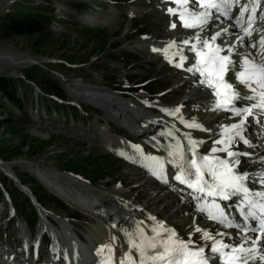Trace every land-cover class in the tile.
<instances>
[{"label":"rangeland","instance_id":"374dc122","mask_svg":"<svg viewBox=\"0 0 264 264\" xmlns=\"http://www.w3.org/2000/svg\"><path fill=\"white\" fill-rule=\"evenodd\" d=\"M147 1L0 0V54H6V56L14 59L31 61L20 66H13L0 61V78H8L9 81L14 83L15 97L19 98L21 102L20 106L9 103L0 93V108H3V112H0V158L6 159V162L0 159V166L7 170L10 165L11 170L23 180L28 188L30 187L33 190L38 199L47 207L45 208L46 211L59 214L60 219L58 222H61V217H64L65 213L66 216L70 212V215L78 216V227L83 231V235L78 231L77 233L83 239L82 243L88 248L92 241L98 240L97 235H108L105 225L98 219L84 214V212H87L86 209L79 206L64 208L65 210L59 209L55 204V202L57 203L56 200L66 204L61 199V195L53 190L52 192L47 190L50 188L44 185V177L39 174V177L43 178V182L39 180L47 189L43 187L39 180L35 178L34 172L40 173L39 167L47 169L49 167L66 175L67 173L62 172V169H71V171L74 170V172H78L85 177L106 173L109 176L106 178H122L121 180L130 181V174L135 169L131 168L122 156L110 153L97 140L88 138L95 133V130L98 133L101 130L100 137L109 140L106 128L111 129V126L116 128L122 122V119L116 117L117 120L113 116L109 117L111 124L110 126L107 125L102 117L105 110L99 108L103 105L98 107L87 97L81 100L76 99L75 96L78 94L72 95V91L76 92L72 85L79 82L81 86L98 87V90L100 86L107 88L110 92L111 90L107 85L111 87L113 84H117L118 87L126 84L132 86L145 77L154 80L153 85H156V90L164 89L162 92H165L178 84L180 77L176 76L173 79V75L176 73L175 69L172 72V67L160 68L161 61L157 60L162 59L155 58L152 61L150 56L154 57V55L143 52L140 49L143 44L136 40L151 35L154 38L155 33H163L161 32V25H163L164 20H155V15L159 13H156V9L152 7H146ZM88 5H95L98 8V19L105 21V25L98 26L95 24L90 28L83 26L78 19L80 14L86 13L84 9ZM108 10L112 11V17L111 14L108 15ZM12 11L31 15L38 13L39 15L50 16V19L54 18V21L48 20L49 31L53 38L48 39L45 35H35L34 33L31 35L7 34L1 27V23L4 21V15ZM129 12L134 13L130 19L126 16ZM141 33L145 35L142 36ZM149 37L143 38L141 43H144V40H148ZM32 43H36L37 46L32 45ZM121 55L124 58L120 57ZM128 60L129 63L126 62ZM163 65L166 64L163 62ZM44 80L47 82H44ZM110 81L112 82L109 83ZM33 83H36L43 92L47 93L43 94L37 88H34L37 86ZM47 83L50 84L51 88L54 84L59 87L61 93L58 95L62 97L63 102L73 104L74 107L80 104L83 110L82 113H79V109H76V107L65 106L64 103L57 102L56 98L49 94L50 92L53 93L54 90L46 88L45 84ZM190 91H192V88L188 87L185 91L180 90L178 92H183V97L184 94ZM172 95L174 93L167 92L165 101L168 97L171 102L181 97V94H178L176 98ZM117 96L119 97V95ZM124 100L127 101L128 99L124 98ZM140 100L139 98L138 104L142 103ZM128 102L131 105L132 102L130 100ZM132 108L136 107L132 106ZM119 119H121L120 123ZM121 131V135L118 136L130 138L124 130ZM86 135L88 136L86 137ZM112 138L113 144L118 142L120 149H123L121 142L116 140L115 137ZM108 149L113 151V146ZM34 164H38L39 167L34 169ZM75 178L77 179V177ZM0 180L2 186L12 196L19 211V217L13 218L12 223L10 221L9 224L3 223V220H1L4 219L3 215L0 217V241L3 244L7 242L9 236L17 238L19 231L26 234V227L30 220L27 217V211L30 207L24 195L19 193L20 191H17L16 188L13 189V183L5 179L1 172ZM105 180L101 178L96 181V186L103 191L105 189L101 185ZM113 183L107 187V190L110 191L112 188H116V186L112 187ZM88 186L91 188L90 185ZM126 187H123V189H126ZM139 195L142 203H148L146 210L152 208L157 210L158 206H163L167 201V199L154 201L151 194L149 197H145V194ZM2 203L4 201L0 194V216ZM164 209V213L159 214L166 217L171 215L174 207L169 206ZM23 213L25 216L22 215ZM176 219V217L169 218L171 222ZM68 220L72 223L70 219ZM47 223L52 226L55 224L49 220H47ZM62 223H67V221L63 220ZM13 226L15 230L12 231ZM18 226H22V229H18ZM105 240H110L109 236H106ZM41 250L44 254V247H41Z\"/></svg>","mask_w":264,"mask_h":264},{"label":"snow or ice","instance_id":"6c2138e0","mask_svg":"<svg viewBox=\"0 0 264 264\" xmlns=\"http://www.w3.org/2000/svg\"><path fill=\"white\" fill-rule=\"evenodd\" d=\"M170 2L179 5V17L184 28H199L201 32L215 13L228 17L232 8L241 4V0H170ZM258 6L259 0H244L240 6L234 19V23L243 32L242 36L237 37L239 41L243 42L245 37L251 35ZM168 12L176 15L177 9L170 7ZM246 13L247 26H244ZM260 18L264 19V12ZM176 26L175 23L171 25L173 28ZM227 32L228 29H222L210 38H202L200 33L192 37L196 43L192 44L190 50L195 52L196 61L187 68V71L199 73L202 77L199 80L200 84L211 89L214 110L230 112L232 116L240 117L239 121L222 126L220 139L213 142L210 155H201L197 149L203 141L192 139L189 134L186 137L187 147L181 145L179 141L164 146L169 159L165 162L160 157H145L155 161L156 165L145 166L149 167V171L158 179L167 183L168 177L164 166L165 163L170 164L176 170L174 179L192 189V199L197 201V211L206 213V218L216 221L224 228L236 229L237 235L241 237L240 244L226 243L223 239L216 238L230 235L227 232H220L214 236L209 231L196 227L194 231L201 234V239L212 241L209 246L212 255H208L204 246L197 245L190 238L188 240L181 238L175 230L160 222H157L149 233H145L140 224H135L134 230L124 233L127 237L128 251L117 258L111 244L101 245L97 249V255L102 258L100 264H250L252 261L264 264V187L257 190L248 183L252 178H257L256 182L264 186V167L253 173L241 171L240 157L249 154L232 150L234 144H250L244 136V127L249 117L258 112L261 119H264V37L257 42L260 59L255 58L257 54H249L242 55L237 62L232 59L234 45L228 46L227 54L222 55L225 48L216 43L217 38ZM175 43L170 42L168 48L175 47ZM183 43L188 44L189 40H184ZM257 44L251 47H257ZM165 54L167 55V49ZM175 54L180 56V62L176 66L183 67L187 57L182 51ZM230 75H234L237 83L247 92L242 93L235 84L229 82ZM241 101L247 103L243 107L237 106ZM164 111L169 115H176L180 108ZM180 121L188 128L205 130L195 120L189 122L180 117ZM161 135L171 137L173 132L169 130ZM135 147L143 154L139 146ZM217 152L226 153V157L215 155ZM260 159L264 164V157ZM218 199L220 201L235 199L234 206L239 213V220L235 217L230 218L226 209L217 202ZM248 233L258 235L249 236ZM65 255L67 256V253Z\"/></svg>","mask_w":264,"mask_h":264},{"label":"bare ground","instance_id":"6f19581e","mask_svg":"<svg viewBox=\"0 0 264 264\" xmlns=\"http://www.w3.org/2000/svg\"><path fill=\"white\" fill-rule=\"evenodd\" d=\"M138 1L141 2V0H138ZM148 1L149 2H147L146 7H152L153 9H156L159 0L158 1L157 0H148ZM170 7L175 8L174 5H168V6H166V8L164 9L163 12H161L162 10L161 11H159L158 9L155 10L156 13L157 12L159 13V14L155 13L156 14L155 20L156 21L162 20V19L164 20L163 25H161V32L167 34V38L160 40L159 39L160 33H157V34L155 33L154 38H152L153 35H151L148 40H144V43H146V44H143L142 46L140 45L141 46L140 49L143 52H148L150 55H154V57L152 56L154 59L160 58V59H162V62H164L165 64H169V65H172L173 67H175L174 68L175 72H177L178 74L174 73L173 79L176 76H181V78L186 77L188 75L191 76L190 74H188L189 72L186 74L184 72H181L180 69L178 67H176V64L171 61V58H166L164 56V52L161 53V52H159L160 50L159 51H153V49H162L165 45V41H168V42H170V41L178 42L179 41V38L177 36H175V37L169 36V34H171V33L168 31V22H169L168 18L172 19L173 23H175V20L173 17L174 15L169 14V12L167 10ZM219 26L222 27L223 24H221ZM263 26H264V24L261 23L259 25L258 29H262ZM174 59H176V57H174ZM0 61H4L7 64H12L13 66H20L24 63L31 62L30 60L14 59L13 57L10 58V57L6 56V54H0ZM179 73H181V74H179ZM72 86L76 89L75 93L72 91V95L75 96V94H78L77 95L78 97L75 96L76 99L81 100L82 98L87 97L90 101L94 102V104L96 106L103 105V107H100V108L105 110V113H103L102 117L106 121L107 124H108L107 121L109 118L107 106L112 107L117 112L119 118L122 116L121 119L125 118V120L131 121L134 124V126H133V129L131 128V130H128V133L131 135V137L134 140L138 141L143 135H146L147 133L153 131L154 126H152L150 123L162 125L164 129L171 128L172 127L171 125L174 124V127L172 128L173 136H175L177 133H179V134L181 133L182 129H178V127L179 128H186L185 124L181 123L179 117H177L176 115H169L167 112H165L163 110H159V109L156 110V108H154L153 105L151 106V104H148L143 99L140 100L142 102L141 104H136V103L132 102L131 105L128 102L129 100H127V101L123 100L122 101L123 108L122 107L120 108V107L116 106V103L114 101V96L117 98H118V96L108 92L107 88L105 89V88L99 86V90H98L97 89L98 87L94 88V87L85 86V85L81 86V84L79 82L74 83ZM188 87H191L192 91L184 94L182 99L179 101V105H182L185 108H191L192 110H197L198 111V118H203L205 116V113L203 111L209 112V113H207L208 117L206 119L202 120V122H204V123H209V124L212 123L213 124L218 120L224 121V116H225L224 113L210 112V110H209V103L210 102L208 100L209 99L208 95L205 93V91L201 90L199 87H196L191 82L190 77L185 78L183 83L181 85H179L175 90H177V91L184 90L185 91L186 88H188ZM245 103H247V102L241 101L242 105H244ZM132 106H135L136 108H132ZM139 109H149V110L155 111L154 114L153 115L151 114L152 116L148 118L150 120V123H149L148 119L145 120L148 123V125H146L145 127H139L138 126V122L142 121L141 113H139V112L134 113L132 115V117L126 116V114L128 113L127 110L136 112ZM170 109L173 110L172 108H170ZM142 112H145V111H142ZM145 113H146V115L148 114L147 112H145ZM121 119H119V123H120ZM121 123L123 124V121ZM191 131L195 132V133L199 134L201 137L205 138L206 144L208 143V141L210 139H212L213 137L216 136V134H214V132H215L214 129H211V133L197 132L195 130H191ZM100 132H101V130H100ZM99 135L100 134H98V132L95 130V133L91 134L88 138L92 139V140H97L98 143H100L103 147H106V149L113 146L112 152L115 154H118V155H122L121 152L118 150L117 145H114L112 143L108 144L105 142H100L101 139H100ZM263 142H264V140H263ZM249 151L253 152V157L250 158V160H248V161H244L245 159H242L240 168L243 170L249 171L250 173L258 172L262 167H264V164H262L261 159H260V157H264V149H256V150L255 149L254 150L249 149ZM199 152L201 155H210L211 154L204 145L201 147ZM216 154H221V152H217ZM126 158H127L128 162H131L132 156L126 155ZM37 167H39V165L34 164V169H36ZM39 171H40V173L38 172L37 176L42 182H43V180L45 181L44 185L46 187L50 188L51 190L55 191L57 194L61 195V197L64 198L65 200H69L70 194H73L75 196H82L88 200H93L94 202L90 203V208L92 211H94V213H96V216H102L104 218L108 217V219L112 218L114 221L120 222L121 225H123L124 227H127V228H130V221H128V218H133V216H135V215L138 217H142V218L145 217L144 211H136V210H134L133 207L135 204H138V201L135 199V195H137L139 193L144 195L146 188H147V191L148 192L150 191L151 197L154 198V201H157L160 199L163 200L164 198H167V201L163 204V206H161V205L158 206L157 210L152 208L151 211L149 210L150 213H154V214L158 215L159 217L163 218L164 216H161L159 213H164V210H165L164 208L169 207V206H173L174 209H173L171 215L166 216L167 218L164 217V219L166 218L169 223L173 224L178 229H180L183 234L190 232L191 226H189V228L187 230L184 229L183 219L179 220V222H173V223L169 220L170 217H179V214L182 211H186L188 209V207H185L183 205H179L177 203L176 198L172 194H170V192L163 185L158 184L159 189L156 191V193H154L155 188L148 187V186L150 184H157V183L154 182L153 180H151L150 178L146 177V179L142 183H139L136 186L132 187V189H134L136 187V189H134L136 191L135 195L133 193H131V191H132L131 188H129L128 190H121L120 188H117V187L112 188V190H110V191L109 190L103 191L101 189H98V190H95L96 192L94 193V191H92V189L89 188L88 185L86 186V184L84 182H81L79 178L76 179L74 176H71V175L69 176L67 174L64 175L62 173L54 171L53 169H51L49 167H48V169L39 167ZM137 173H140V172H137ZM39 174L44 177V179L42 178L43 180L39 177ZM21 185H23V184H21ZM24 186H25V184H24ZM95 189H97V188H95ZM152 193H153V195H152ZM79 203H83V202L80 201ZM147 204H148L147 202H143L142 207L144 209H146ZM177 205H179V206H177ZM81 206L84 207L83 205H81ZM113 207H115V208H113ZM96 208H105L104 215H102L100 212H98V209H96ZM85 209H89V208H85ZM92 211H91V213H92ZM188 222H189V219H188ZM10 244H11V238L9 237L6 245H10ZM10 264H14V263H10Z\"/></svg>","mask_w":264,"mask_h":264},{"label":"trees","instance_id":"16d2710c","mask_svg":"<svg viewBox=\"0 0 264 264\" xmlns=\"http://www.w3.org/2000/svg\"><path fill=\"white\" fill-rule=\"evenodd\" d=\"M49 17L50 16H45L43 14L39 15L38 13L35 15L20 12L6 13L3 17L4 21L1 23V27L7 34L31 35L34 33L35 35L42 34L47 36L48 39H52V34L45 27ZM32 45L37 46L36 43H32ZM45 85L46 88L50 89L49 83ZM13 89L14 83L9 81L8 78H0V93L3 94L7 102L20 105V100L15 97ZM51 89L54 90L53 93L57 95L61 93L57 85H53ZM1 110H3V108H0V112Z\"/></svg>","mask_w":264,"mask_h":264}]
</instances>
